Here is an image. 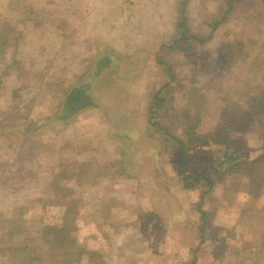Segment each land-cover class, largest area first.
Wrapping results in <instances>:
<instances>
[{"label":"rangeland","instance_id":"1","mask_svg":"<svg viewBox=\"0 0 264 264\" xmlns=\"http://www.w3.org/2000/svg\"><path fill=\"white\" fill-rule=\"evenodd\" d=\"M179 1L0 0V264H11L10 243L41 255L34 264H264V178L219 177L202 221L204 189L183 188L176 143L186 141L188 173L220 164L223 147L190 139L248 112L264 0H233L230 12L229 0H190L189 34L204 42L179 40ZM101 52L115 65L97 74ZM169 80L152 126L149 106ZM89 83L95 106L59 119L71 90ZM232 136L251 159L263 155L264 116ZM68 203L76 243L62 249L43 225L61 224ZM19 217L10 240L5 218Z\"/></svg>","mask_w":264,"mask_h":264},{"label":"trees","instance_id":"2","mask_svg":"<svg viewBox=\"0 0 264 264\" xmlns=\"http://www.w3.org/2000/svg\"><path fill=\"white\" fill-rule=\"evenodd\" d=\"M190 0H180L179 1V20L177 23L178 30H182V33L179 40L180 41H187L192 39H196L199 42H204L206 39L198 38L189 34V29L187 25V5ZM233 0L228 1V12H230L232 8ZM227 12V13H228ZM226 13V15H227ZM226 15L221 18L220 21L216 23V25L220 24L226 20ZM7 36V35H5ZM3 47H5L3 45ZM12 45L10 43L6 45L5 48H11ZM7 49V50H8ZM13 50V49H12ZM159 64H163L166 66V72L171 76L173 80V73L171 70V65L168 63H163L159 61ZM258 65L259 70L261 72V81L257 85L256 91L253 95L249 98L248 104V112H244L243 116L239 115H231L227 125L223 128H219L218 132L212 134H203L197 135L196 139L191 140L193 143H200L202 142V137L205 136L206 139L213 141L216 144H219L224 149V153L222 156L219 157L220 164L218 167H214V169L210 166V164H205L201 166L197 172L195 173H188L185 168L190 165L189 160L186 157L187 150H186V141L183 139L176 138V143L180 144V152L184 156L183 163L178 167V175L180 176V181L183 185L185 190H196L203 188L201 201L198 205V211L201 214L202 221L205 219L206 212L202 208L203 205V198L210 193L219 177L226 176L229 173H237L241 172L244 173L245 176L249 177L250 181H254V179L259 175L262 179L264 178V154L259 156L256 159H251L248 153L245 150L239 149V147H245L246 141L237 137H233L232 134L234 133H242L246 132L255 119L256 116H263L264 115V58L254 60L253 65ZM112 65V59L109 54H103L100 56L97 62V74H100L101 71L105 68H109ZM171 81L164 83L159 90L155 93L153 98L155 99V103L149 106V117L148 122H151L152 126H160V122L156 120V112L154 111L155 108L161 107L163 103L167 102V94L171 88ZM89 85H80L76 88L71 90L65 99L64 109H63V116L59 117V119H65L70 117L71 115L75 114L77 111L82 110L87 107H93L94 99L89 95ZM188 116H186L187 118ZM190 118V117H188ZM189 129H192V132L195 130L194 123L190 125V122H187ZM197 127V126H196ZM167 132V130H166ZM189 135V134H188ZM69 207L66 213L63 215L62 223L57 224H45L43 225V235L46 243L48 244H55V246H60L62 249H67L68 244L75 246L76 241L72 235L73 231L75 230L74 223L76 221L75 217L73 216V212H71V208ZM73 211V210H72ZM8 223L14 225L15 231H9V239L12 240L15 234L21 232L24 220L19 217L17 219H8L5 218ZM73 226V227H72ZM205 222L202 223L200 227V233L203 235L204 232ZM71 246V247H72ZM65 247V248H63ZM6 252L7 257H9V261L11 264H34L36 262H42L41 255L35 254L29 255V248L27 246L22 245H14L10 243L7 246V249L4 250ZM84 252L83 249L79 250V256ZM95 252V251H94ZM93 252V253H94ZM5 255V253H4ZM68 255V253H67ZM55 262L60 264L63 262L62 259H54Z\"/></svg>","mask_w":264,"mask_h":264},{"label":"crops","instance_id":"3","mask_svg":"<svg viewBox=\"0 0 264 264\" xmlns=\"http://www.w3.org/2000/svg\"><path fill=\"white\" fill-rule=\"evenodd\" d=\"M105 53H106V54H109V52H105ZM105 53H104V52H101V53H100V56H102V55L105 54ZM109 55H110V54H109ZM100 56H98V57H100ZM110 56H111V55H110ZM111 59H112V56H111ZM114 65H115V64L113 63V60H112V65H111V66H114ZM111 66H110V67H111ZM112 68H113V67H112ZM105 69H107V68H105ZM105 69H104V70H105ZM117 69H118V68H117ZM101 73H102V72H101ZM169 81H171V80H169ZM167 82H168V81H167ZM165 83H166V82H165ZM163 84H164V83H163ZM171 85H173L172 82H171ZM100 109H101V108H100ZM101 110H102V109H101ZM81 111H83V109L77 111L78 113L76 112L75 114L78 115L79 112H81ZM75 114H74V115H75ZM263 116H264V115H263ZM71 117H72V116H71ZM245 133H246V132H244V134H245Z\"/></svg>","mask_w":264,"mask_h":264}]
</instances>
